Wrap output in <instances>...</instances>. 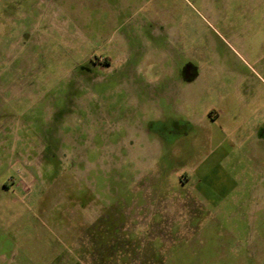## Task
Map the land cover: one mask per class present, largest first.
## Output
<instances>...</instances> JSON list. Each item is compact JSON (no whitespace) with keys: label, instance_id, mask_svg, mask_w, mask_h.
<instances>
[{"label":"rangeland","instance_id":"1","mask_svg":"<svg viewBox=\"0 0 264 264\" xmlns=\"http://www.w3.org/2000/svg\"><path fill=\"white\" fill-rule=\"evenodd\" d=\"M0 264H264V0H0Z\"/></svg>","mask_w":264,"mask_h":264},{"label":"flooded vegetation","instance_id":"2","mask_svg":"<svg viewBox=\"0 0 264 264\" xmlns=\"http://www.w3.org/2000/svg\"><path fill=\"white\" fill-rule=\"evenodd\" d=\"M180 72H181L182 78L184 80H187V79L192 78V76L196 74V69L193 68L191 65L185 63Z\"/></svg>","mask_w":264,"mask_h":264}]
</instances>
